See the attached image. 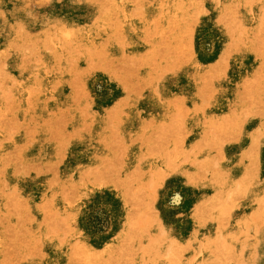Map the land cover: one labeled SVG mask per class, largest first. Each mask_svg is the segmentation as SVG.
<instances>
[{"label": "rangeland", "instance_id": "obj_1", "mask_svg": "<svg viewBox=\"0 0 264 264\" xmlns=\"http://www.w3.org/2000/svg\"><path fill=\"white\" fill-rule=\"evenodd\" d=\"M0 87V264H262L264 0H0Z\"/></svg>", "mask_w": 264, "mask_h": 264}, {"label": "bare ground", "instance_id": "obj_2", "mask_svg": "<svg viewBox=\"0 0 264 264\" xmlns=\"http://www.w3.org/2000/svg\"><path fill=\"white\" fill-rule=\"evenodd\" d=\"M68 25L66 26V28L63 30V33L61 34V35H59L58 37H56L53 33H51V31H40V32H37V31H35V33L33 32L32 33V35L34 36V38H33V42L32 41H30L29 42V44L28 45H25V47H30V49L31 50H34L35 48H40L41 46H46V45H48L49 47H53V48H55L56 46H57V43H58V41H60L61 39H63L64 37H66L68 34H69V30H70V28H75V29H77L78 28V23L75 21V20H73V19H70V18H68ZM18 29H19V27H18ZM17 33V32H16ZM19 33H21V31L19 32ZM66 39H68V38H66ZM71 42V41H70ZM32 43H33V45H32ZM69 43V42H68ZM17 45H18V43H17ZM52 45V46H51ZM63 45V44H62ZM13 46H15V45H13ZM17 47V46H16ZM20 48V47H19ZM66 50V49H65ZM57 52H58V50H56ZM64 51V50H63ZM53 52H55V51H53ZM62 52V51H61ZM66 52V51H65ZM64 54V53H63ZM63 54H61V55H63ZM54 55H55V53H54ZM60 56V55H59ZM62 58V57H61ZM63 59V58H62ZM210 74V73H209ZM215 75V74H214ZM257 77V76H256ZM262 78V77H261ZM215 79V78H214ZM213 80V79H212ZM208 81V80H207ZM14 83V82H13ZM261 85V84H260ZM254 86V85H253ZM4 87V86H3ZM261 87V86H260ZM259 88V87H258ZM208 89V88H207ZM257 89V88H256ZM0 91L1 92H3V91H5V89L4 88H2V87H0ZM211 92V91H210ZM255 92V91H254ZM8 93V92H7ZM249 95V94H248ZM256 95V94H255ZM205 96V95H204ZM258 96H260V95H258ZM263 96V95H262ZM241 97V96H240ZM248 97V96H247ZM256 97V96H255ZM256 98H259V97H256ZM262 98V97H261ZM239 100V99H238ZM259 100H260V98H259ZM244 102V101H243ZM245 103V102H244ZM243 103V104H244ZM249 103V102H248ZM260 103H261V100H260ZM259 103V104H260ZM264 102L262 101V104H263ZM201 104V103H200ZM241 104V103H240ZM253 104V103H252ZM254 105V104H253ZM238 106V105H237ZM236 106V107H237ZM248 106V105H247ZM247 106H245V107H247ZM255 107V106H254ZM248 108V107H247ZM252 108V107H251ZM240 110H241V108H239ZM264 109V108H263ZM195 110V109H194ZM199 110V109H198ZM229 110V109H228ZM239 110V111H240ZM242 110H243V108H242ZM241 110V111H242ZM249 110V109H248ZM238 111V110H237ZM236 111V112H237ZM238 111V112H239ZM245 111H247V109L245 110L244 109V112ZM254 111V110H253ZM264 111V110H263ZM224 112V111H223ZM243 112V113H244ZM260 112V111H259ZM262 112V111H261ZM225 114H228V113H226V112H224ZM240 113V112H239ZM247 113V112H246ZM249 113H251V112H249ZM254 114H255V112H254ZM263 114V113H262ZM233 115V114H232ZM239 115V114H238ZM237 115V116H238ZM249 115V114H248ZM247 115V116H248ZM260 115V114H259ZM228 117H231V115H229ZM249 117V116H248ZM199 118H200V116H199ZM212 118V117H211ZM216 118V117H215ZM220 118V117H219ZM222 118H223V116H222ZM221 118V119H222ZM234 118V117H233ZM204 119V118H203ZM224 119V118H223ZM240 119V118H239ZM242 119V118H241ZM240 119V120H241ZM227 120V119H226ZM232 120V119H231ZM243 120V119H242ZM230 121V120H229ZM244 121V120H243ZM213 122V121H212ZM196 123H198L197 121H196ZM204 123V122H203ZM220 123V122H219ZM223 124L225 123V122H222ZM246 123V122H245ZM244 123V124H245ZM215 124V123H214ZM226 124V123H225ZM230 124V123H229ZM238 124H239V122H238ZM260 124H262V123H260ZM237 125V124H236ZM203 126H205V125H203ZM202 126V127H203ZM210 126V125H209ZM229 126V125H228ZM231 126H232V123H231ZM258 126V125H257ZM263 126V125H262ZM256 127V126H255ZM226 128V127H225ZM236 128V127H235ZM259 128V126L257 127V129ZM264 128V127H263ZM250 129V128H249ZM257 129H255V130H257ZM261 129V128H260ZM224 130V129H223ZM235 130V129H234ZM239 132V131H238ZM257 132H259V131H257ZM263 132V131H262ZM237 133V132H236ZM254 134V133H253ZM262 134V133H261ZM235 135H237V134H235ZM243 135V134H242ZM252 135V134H251ZM250 135V136H251ZM262 136H263V134H262ZM240 137V136H239ZM242 137V136H241ZM248 137H249V134H248ZM229 138V137H228ZM250 138V137H249ZM262 138L263 137H259L258 136V134H254V138H253V146L251 147L250 146V144H249V148H253L254 146H255V144L257 143V145L259 146V145H261L262 144V142H263V140H262ZM251 141V140H250ZM250 141H248V143L250 142ZM214 147V146H213ZM247 147V146H246ZM245 148V147H244ZM254 148H256V147H254ZM253 148V149H254ZM257 149V148H256ZM254 151H256V150H254ZM250 152H251V150H250ZM247 153H248V149H247ZM247 153H245V152H238L236 155L237 156H239V159L241 160V159H243V158H245V156L247 155ZM249 154V153H248ZM253 154V153H252ZM243 155H245L244 157H243ZM252 156V155H251ZM247 157V156H246ZM199 158H200V156H199ZM212 158V157H211ZM206 159V158H205ZM210 159V158H209ZM249 159V158H248ZM254 159V158H253ZM214 160V159H213ZM201 161H203V160H201ZM212 161V160H211ZM211 161H208L207 160V162H210L211 163ZM206 162V163H207ZM249 162H250V164L247 166V168H245V171H244V174L242 175V177H238V178H228L225 174H218L215 178H213L212 179V182H213V184H214V186H213V184H211V189H212V192H211V195H210V197H206V200H204V201H201L200 199L202 198V197H200L199 198V202H200V205L198 206L199 208V211L200 212H202V211H204V210H207V211H210V215H213V211H215V210H218V212L220 211V213H218V215L216 214V217L217 216H219V215H222V213L223 212H225L224 211V209H223V207H226V205H228V203H229V201L228 200H226V198L221 202L220 201V199L221 198H224L225 197V194H224V192H225V188H224V186H223V182H230V186H232L233 187V191H235L236 192V194L237 195H241V196H245L246 198L248 197V195H249V193H254V197H253V199L250 201V200H247V202H246V204L244 205V206H246V207H250L251 208V210H250V212L251 211H253L254 209H256L257 210V212H256V210H254L256 213H258V210L262 207V206H264V169L263 168H261V169H259L258 168V166H257V163H255V160H251V159H249ZM205 163V162H204ZM239 163V162H238ZM255 163V164H254ZM237 164V163H236ZM234 165V164H233ZM210 166H213V164H211ZM232 168V167H231ZM244 169V168H243ZM196 170V169H195ZM255 175H257L259 178H261V180H260V182L259 183H253L252 182V178H253V176H255ZM194 177V176H193ZM192 179V178H191ZM254 180V179H253ZM210 182V181H209ZM212 182H210V183H212ZM222 184V185H221ZM221 185V187H219ZM213 187H214V189H213ZM230 188V187H229ZM258 189V190H257ZM227 191V190H226ZM230 191V190H229ZM226 193V192H225ZM251 197V198H252ZM204 198V197H203ZM226 200V201H225ZM199 204V203H198ZM195 207V206H194ZM196 208V207H195ZM213 210V211H212ZM253 211V213H255ZM259 211H261V210H259ZM217 212V211H216ZM196 213V212H195ZM252 213V212H251ZM251 213H250V215H249V220H254V218H258L257 216H259L258 214H257V216L256 215H251ZM205 216H209V214L208 215H205ZM213 217H214V215H213ZM248 217V216H247ZM261 217V216H260ZM204 218V217H203ZM203 218H201V219H203ZM207 218V217H206Z\"/></svg>", "mask_w": 264, "mask_h": 264}, {"label": "snow or ice", "instance_id": "obj_3", "mask_svg": "<svg viewBox=\"0 0 264 264\" xmlns=\"http://www.w3.org/2000/svg\"><path fill=\"white\" fill-rule=\"evenodd\" d=\"M19 29L22 31L23 30V25H19ZM262 264H264V261H262Z\"/></svg>", "mask_w": 264, "mask_h": 264}]
</instances>
